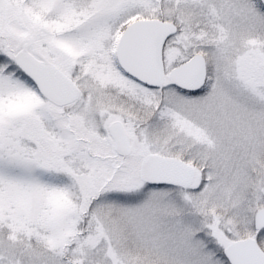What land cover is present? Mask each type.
Returning a JSON list of instances; mask_svg holds the SVG:
<instances>
[{"label":"snow or ice","instance_id":"1","mask_svg":"<svg viewBox=\"0 0 264 264\" xmlns=\"http://www.w3.org/2000/svg\"><path fill=\"white\" fill-rule=\"evenodd\" d=\"M0 264H264V0H0Z\"/></svg>","mask_w":264,"mask_h":264}]
</instances>
